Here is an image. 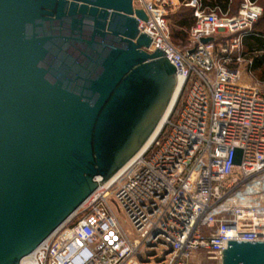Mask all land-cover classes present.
Returning a JSON list of instances; mask_svg holds the SVG:
<instances>
[{
  "label": "water",
  "instance_id": "water-1",
  "mask_svg": "<svg viewBox=\"0 0 264 264\" xmlns=\"http://www.w3.org/2000/svg\"><path fill=\"white\" fill-rule=\"evenodd\" d=\"M139 19L133 0H0V264H21L164 119L179 76ZM222 264H264V241H229Z\"/></svg>",
  "mask_w": 264,
  "mask_h": 264
},
{
  "label": "built area",
  "instance_id": "built-area-1",
  "mask_svg": "<svg viewBox=\"0 0 264 264\" xmlns=\"http://www.w3.org/2000/svg\"><path fill=\"white\" fill-rule=\"evenodd\" d=\"M133 3L148 16L146 50H165L183 79L174 109L144 153L21 264H222L229 241H264V81L242 50L263 7L244 0L228 16L189 0L195 22L180 49L170 24L179 0Z\"/></svg>",
  "mask_w": 264,
  "mask_h": 264
},
{
  "label": "trees",
  "instance_id": "trees-1",
  "mask_svg": "<svg viewBox=\"0 0 264 264\" xmlns=\"http://www.w3.org/2000/svg\"><path fill=\"white\" fill-rule=\"evenodd\" d=\"M243 1L244 0H201L203 6L217 8L221 15L227 13L231 16L238 14ZM252 1L263 7V13L254 23L253 29L245 33L242 50L247 57H253L254 62L251 69L253 72L260 69L259 76L264 80V1ZM172 19L174 21L172 25L174 26L171 27V40L174 45L183 49L188 43L190 30L195 22L194 8L183 5V8L180 7L179 10L170 15V21ZM257 52H262V54L257 55Z\"/></svg>",
  "mask_w": 264,
  "mask_h": 264
},
{
  "label": "rangeland",
  "instance_id": "rangeland-1",
  "mask_svg": "<svg viewBox=\"0 0 264 264\" xmlns=\"http://www.w3.org/2000/svg\"><path fill=\"white\" fill-rule=\"evenodd\" d=\"M187 1H189V0H185V1H182V0H179V5H178V7H177V9L174 11V12H176L177 10H179V8L181 7V8H183V5H186V2ZM261 1H264V0H261ZM173 12V13H174ZM228 16H231V15H228ZM173 19L171 20V27H173L174 25H172L173 24ZM253 26H254V24L252 25V27L250 28V29H248V31H250V30H252L253 29ZM256 54V53H255ZM262 54V52H257V55H261ZM259 72H260V69L259 70H257L256 72H254V75L256 76V79H258V80H260V81H264V80H262L261 78H260V76H259ZM246 75H247V81H250L251 79L249 78V74H248V72L246 73ZM253 81V80H252ZM110 201H111V203H112V205H113V208H114V210H115V212H116V215H117V217H118V219L120 220V222L123 224V226L125 227V229L132 235V233H133V231H132V228H131V226H130V224H129V222H127V220H126V217H125V214L121 211V210H119V208L116 206V204H115V202H113V196H111L110 197Z\"/></svg>",
  "mask_w": 264,
  "mask_h": 264
},
{
  "label": "bare ground",
  "instance_id": "bare-ground-1",
  "mask_svg": "<svg viewBox=\"0 0 264 264\" xmlns=\"http://www.w3.org/2000/svg\"><path fill=\"white\" fill-rule=\"evenodd\" d=\"M182 84H183V79H182V77H179V84H178V87H177V90H176V94H175V96H174V98L172 100V103H171V105L169 107V110L167 111L164 119L162 120L161 124L159 125L158 129L156 130V132L154 133V135L151 137V139L149 140V142L144 146V148L123 169H121L114 177H112L107 182H112L119 175H121L122 172L129 166V164H131L134 160H136L137 158H139L144 153V151L150 146V144L152 143V141L154 140V138L157 136L158 132L163 127V124L165 123V121H166V119H167V117L169 115V112L171 111V109H172V107L174 105L175 99H176L177 95L179 94V92L181 90Z\"/></svg>",
  "mask_w": 264,
  "mask_h": 264
}]
</instances>
